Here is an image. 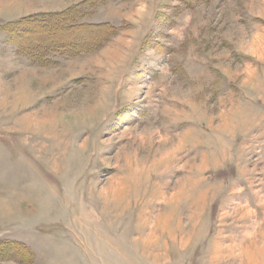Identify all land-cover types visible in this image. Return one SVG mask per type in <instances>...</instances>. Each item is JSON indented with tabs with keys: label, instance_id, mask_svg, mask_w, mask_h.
<instances>
[{
	"label": "rangeland",
	"instance_id": "rangeland-1",
	"mask_svg": "<svg viewBox=\"0 0 264 264\" xmlns=\"http://www.w3.org/2000/svg\"><path fill=\"white\" fill-rule=\"evenodd\" d=\"M72 7L117 33L44 65L7 41ZM3 240L30 253L3 264H264V0H0Z\"/></svg>",
	"mask_w": 264,
	"mask_h": 264
},
{
	"label": "trees",
	"instance_id": "trees-1",
	"mask_svg": "<svg viewBox=\"0 0 264 264\" xmlns=\"http://www.w3.org/2000/svg\"><path fill=\"white\" fill-rule=\"evenodd\" d=\"M101 1L84 0L85 3ZM180 1L188 5L194 0ZM76 8L43 12L10 22L3 29L7 33V41L17 48L18 54L44 65L51 63L55 55L73 58L95 51L117 33V26L111 22H78L74 15ZM11 246L14 248L8 252ZM21 247V250L15 251V248ZM22 253L30 255L24 243L18 240L0 241V264Z\"/></svg>",
	"mask_w": 264,
	"mask_h": 264
}]
</instances>
